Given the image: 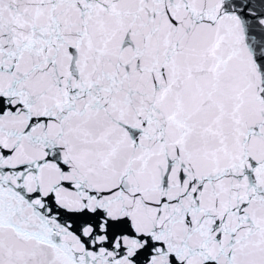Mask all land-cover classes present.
Instances as JSON below:
<instances>
[{
	"label": "snow or ice",
	"instance_id": "1",
	"mask_svg": "<svg viewBox=\"0 0 264 264\" xmlns=\"http://www.w3.org/2000/svg\"><path fill=\"white\" fill-rule=\"evenodd\" d=\"M0 264H264V0H0Z\"/></svg>",
	"mask_w": 264,
	"mask_h": 264
}]
</instances>
